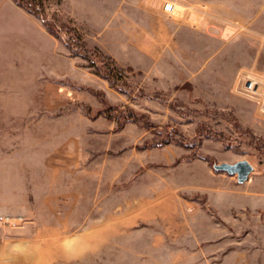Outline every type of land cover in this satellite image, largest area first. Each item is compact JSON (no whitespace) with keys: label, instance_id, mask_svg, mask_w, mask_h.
Wrapping results in <instances>:
<instances>
[{"label":"rangeland","instance_id":"rangeland-1","mask_svg":"<svg viewBox=\"0 0 264 264\" xmlns=\"http://www.w3.org/2000/svg\"><path fill=\"white\" fill-rule=\"evenodd\" d=\"M37 11L0 0V264H264V0Z\"/></svg>","mask_w":264,"mask_h":264},{"label":"crops","instance_id":"crops-1","mask_svg":"<svg viewBox=\"0 0 264 264\" xmlns=\"http://www.w3.org/2000/svg\"><path fill=\"white\" fill-rule=\"evenodd\" d=\"M188 16H186L184 20H179V21L172 23L171 27H167V26H165V24L163 25V28H160V26L157 27V44H158V46L159 45L161 46L162 50H165L166 47L169 46V44L171 45L174 42L173 39L175 37L177 40L182 39L181 38L182 31H184V30H187L193 34H195V33L197 34L198 29L191 23V21H193L195 19L194 15L191 13H188ZM260 17H261L260 12L256 13V15H254L252 17L253 18L252 23L255 21L254 24L258 25V20L260 21ZM220 32L221 31L219 30L217 35H213L212 33L211 34L209 33L208 34L209 38L212 40V38L214 36L220 40V36H221V38H223L222 35H220ZM147 48H146V50H149Z\"/></svg>","mask_w":264,"mask_h":264},{"label":"built area","instance_id":"built-area-1","mask_svg":"<svg viewBox=\"0 0 264 264\" xmlns=\"http://www.w3.org/2000/svg\"><path fill=\"white\" fill-rule=\"evenodd\" d=\"M175 3L173 1H166L164 4V10L167 12L169 15H172L173 12L175 11ZM260 82L258 79L254 76H247L245 78L243 87H242V92L244 95L248 96L249 98H252L254 100H260V96H258L259 93V88H260ZM264 101V96L263 99ZM260 100V101H261ZM16 222V219L9 216V215H0V226H12Z\"/></svg>","mask_w":264,"mask_h":264},{"label":"water","instance_id":"water-1","mask_svg":"<svg viewBox=\"0 0 264 264\" xmlns=\"http://www.w3.org/2000/svg\"><path fill=\"white\" fill-rule=\"evenodd\" d=\"M214 169L219 172L228 173L231 176L236 175L239 183H245L250 179L254 171L253 165L247 160H241L236 163H221L214 165Z\"/></svg>","mask_w":264,"mask_h":264},{"label":"trees","instance_id":"trees-1","mask_svg":"<svg viewBox=\"0 0 264 264\" xmlns=\"http://www.w3.org/2000/svg\"><path fill=\"white\" fill-rule=\"evenodd\" d=\"M17 1H18V5H19L20 7H22L23 9H25V10L28 11L29 13H31V14H33V15L39 17V16H38L39 14H38L37 8H38V7H44V6H45V2H46L47 0H17ZM46 25H47V24H46ZM46 27H47V30H48L52 35L57 36V35L55 34V32L53 31V29H52L51 26L47 25ZM79 39H80V40H78V41H80V42L78 43V45L81 46L82 49H84V48H85V43H84V41L82 40L81 37H79ZM85 56H87V55H85ZM105 66H106V69H107L108 72H109V73L107 74L106 77H107V78H114V79H115V77L118 76L117 73H115V68H111V65H110V64H109V65H106V64H105Z\"/></svg>","mask_w":264,"mask_h":264}]
</instances>
